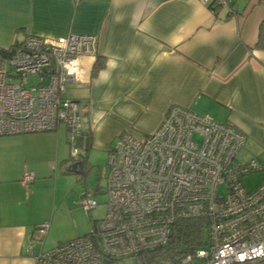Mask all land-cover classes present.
<instances>
[{
    "label": "crops",
    "instance_id": "0c3cea01",
    "mask_svg": "<svg viewBox=\"0 0 264 264\" xmlns=\"http://www.w3.org/2000/svg\"><path fill=\"white\" fill-rule=\"evenodd\" d=\"M232 3L233 14L203 0H0V62L28 36L96 35L97 58L81 60L83 82L66 94L92 144L126 132L143 139L179 105L241 130L239 155L263 165L264 0ZM65 141V126L0 137V264H35L27 248L39 225L51 229V174L74 162Z\"/></svg>",
    "mask_w": 264,
    "mask_h": 264
},
{
    "label": "built area",
    "instance_id": "2783aa9c",
    "mask_svg": "<svg viewBox=\"0 0 264 264\" xmlns=\"http://www.w3.org/2000/svg\"><path fill=\"white\" fill-rule=\"evenodd\" d=\"M232 2L203 0L233 14ZM98 41L96 35L28 36L2 57L0 137L65 126L69 144H78L80 104L66 94L70 85L83 82L81 60L97 58ZM246 141L241 130L209 114L171 106L147 137L120 136L108 160L105 218L88 235L50 250L44 249L50 224H41L29 254L35 264H147L151 253L169 244L179 222L199 220L204 244L176 264H264V165L239 161ZM79 156L72 148V159ZM257 172L262 182L247 189L244 176ZM35 180V173L27 172L23 183ZM80 204L88 213L99 205L91 197Z\"/></svg>",
    "mask_w": 264,
    "mask_h": 264
},
{
    "label": "rangeland",
    "instance_id": "374dc122",
    "mask_svg": "<svg viewBox=\"0 0 264 264\" xmlns=\"http://www.w3.org/2000/svg\"><path fill=\"white\" fill-rule=\"evenodd\" d=\"M71 86V85H70ZM75 97V89L70 90ZM64 130V129H62ZM63 132V131H61ZM120 137L114 142L102 146L74 143L72 146L65 141L64 153L70 158V149L78 148L80 156L77 160L86 161L85 169L81 172H70L69 167H60L51 174V185L56 203L46 209L51 229L45 243V250L54 249L85 235H88L97 221L105 218L108 201L109 156L114 151ZM246 151L241 152L239 161L247 160ZM74 160V159H73ZM252 160V159H251ZM264 165V164H263ZM263 180L262 172L252 173L243 178L244 185L249 190L257 188ZM225 187L221 188V193ZM93 198L99 205L90 213L86 212L80 202L85 198Z\"/></svg>",
    "mask_w": 264,
    "mask_h": 264
},
{
    "label": "trees",
    "instance_id": "16d2710c",
    "mask_svg": "<svg viewBox=\"0 0 264 264\" xmlns=\"http://www.w3.org/2000/svg\"><path fill=\"white\" fill-rule=\"evenodd\" d=\"M101 67L102 65L97 63L95 70ZM79 143H85L87 146L92 145L90 134L83 135ZM71 160L73 159L71 158ZM205 234L206 232L202 221L191 220L179 222L174 228L169 244L151 253L147 257V264H176L178 258L183 254L204 244Z\"/></svg>",
    "mask_w": 264,
    "mask_h": 264
},
{
    "label": "water",
    "instance_id": "95a60500",
    "mask_svg": "<svg viewBox=\"0 0 264 264\" xmlns=\"http://www.w3.org/2000/svg\"><path fill=\"white\" fill-rule=\"evenodd\" d=\"M74 162H71L69 166V171L70 172H81L83 171V166H84V161H80L77 159L73 160Z\"/></svg>",
    "mask_w": 264,
    "mask_h": 264
},
{
    "label": "flooded vegetation",
    "instance_id": "af4514ba",
    "mask_svg": "<svg viewBox=\"0 0 264 264\" xmlns=\"http://www.w3.org/2000/svg\"><path fill=\"white\" fill-rule=\"evenodd\" d=\"M85 162H86V161H84V166H83V170L85 169Z\"/></svg>",
    "mask_w": 264,
    "mask_h": 264
}]
</instances>
